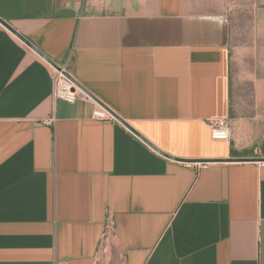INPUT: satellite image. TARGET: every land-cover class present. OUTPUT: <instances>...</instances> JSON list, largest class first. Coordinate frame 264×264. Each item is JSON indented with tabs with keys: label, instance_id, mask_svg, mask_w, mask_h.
<instances>
[{
	"label": "crops",
	"instance_id": "0c3cea01",
	"mask_svg": "<svg viewBox=\"0 0 264 264\" xmlns=\"http://www.w3.org/2000/svg\"><path fill=\"white\" fill-rule=\"evenodd\" d=\"M0 18L161 152L264 158L210 126L238 119L234 77H264V0H0ZM53 76L0 23V264H264V163L168 159L55 100Z\"/></svg>",
	"mask_w": 264,
	"mask_h": 264
},
{
	"label": "rangeland",
	"instance_id": "374dc122",
	"mask_svg": "<svg viewBox=\"0 0 264 264\" xmlns=\"http://www.w3.org/2000/svg\"><path fill=\"white\" fill-rule=\"evenodd\" d=\"M239 18L243 25V28L239 30L240 36L244 40H248L254 36V29L251 25L254 17L250 13H244L239 14ZM261 80H264V77L252 78L245 76L238 78V81H236V77L233 78L232 103L236 109L232 111V116L238 119L230 120L231 142L242 147L246 145L248 140L250 141V138H257L252 152L258 156L264 155V92L258 91ZM256 115H262L263 119L255 120ZM240 117L242 119L248 118L249 124L247 126L245 124L241 125L239 122Z\"/></svg>",
	"mask_w": 264,
	"mask_h": 264
},
{
	"label": "built area",
	"instance_id": "2783aa9c",
	"mask_svg": "<svg viewBox=\"0 0 264 264\" xmlns=\"http://www.w3.org/2000/svg\"><path fill=\"white\" fill-rule=\"evenodd\" d=\"M62 71L54 68L53 76V97L55 100H61L69 104H74L79 100L92 101L94 100L83 90L77 87L72 81H70L64 74L66 72L64 67H61ZM96 109L93 113V117L96 120L112 121L116 122V119L110 115L99 104H96ZM211 136L214 140H222L231 142L232 132L230 121L227 119H213L210 120ZM115 230V220L113 213L108 210L106 213V220L104 224V230L102 235V241L107 239L109 235L113 234Z\"/></svg>",
	"mask_w": 264,
	"mask_h": 264
},
{
	"label": "water",
	"instance_id": "95a60500",
	"mask_svg": "<svg viewBox=\"0 0 264 264\" xmlns=\"http://www.w3.org/2000/svg\"><path fill=\"white\" fill-rule=\"evenodd\" d=\"M0 23H2L8 30H10L14 35H16L21 41H23L28 47H30L32 50H34L39 56H41L44 60H46L53 68L56 70L62 71L61 66L50 60L46 55H44L40 50L36 48L29 40L24 38L21 34H19L16 30H14L8 23L3 21L0 18ZM65 76L72 81L77 87H79L81 90L86 92L96 103H98L103 109H105L110 115H112L118 122L123 124L125 127L130 129L136 136H138L144 143H146L150 148H152L154 151L159 153L160 155L177 161L181 163H188V164H210V163H221V162H231V163H246V162H254V163H264V158H258V157H242V158H228L225 160H183L179 158L171 157L160 150H158L156 147H154L150 142H148L146 139H144L142 136H140L135 130H133L122 118H120L117 114H115L112 110L107 108L104 104H102L100 101H98L92 94H90L85 88H83L80 84H78L67 72H64Z\"/></svg>",
	"mask_w": 264,
	"mask_h": 264
},
{
	"label": "trees",
	"instance_id": "16d2710c",
	"mask_svg": "<svg viewBox=\"0 0 264 264\" xmlns=\"http://www.w3.org/2000/svg\"><path fill=\"white\" fill-rule=\"evenodd\" d=\"M232 155H233V156H238V155H236V153H235L234 151H232Z\"/></svg>",
	"mask_w": 264,
	"mask_h": 264
}]
</instances>
